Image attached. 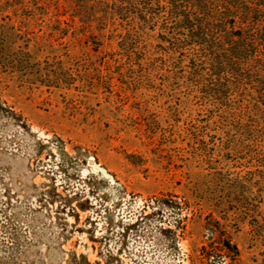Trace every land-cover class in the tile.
I'll use <instances>...</instances> for the list:
<instances>
[{"label":"rangeland","instance_id":"374dc122","mask_svg":"<svg viewBox=\"0 0 264 264\" xmlns=\"http://www.w3.org/2000/svg\"><path fill=\"white\" fill-rule=\"evenodd\" d=\"M172 1L0 0V264H264V0Z\"/></svg>","mask_w":264,"mask_h":264},{"label":"trees","instance_id":"16d2710c","mask_svg":"<svg viewBox=\"0 0 264 264\" xmlns=\"http://www.w3.org/2000/svg\"><path fill=\"white\" fill-rule=\"evenodd\" d=\"M172 19L174 23L180 24L187 34H185L188 40L187 51L193 53V55L198 53V48L203 46V40L199 33H195L193 30L201 28L202 24L206 22L210 29H218L219 22L226 23L227 20L232 18H240L242 20H250L251 12H239L236 10L234 12L230 11V14L224 13L217 7L215 0H175L172 1ZM233 6V5H232ZM138 9V8H137ZM234 9H237L235 6ZM178 11V12H177ZM229 12V9L227 10ZM142 13H146L144 8H141ZM260 13H256L259 16ZM211 23H208V22ZM259 23V21H258ZM250 26L246 22L242 23V29H248ZM253 45H256L258 40L253 39ZM264 45V39L262 40ZM194 62L200 61L196 56Z\"/></svg>","mask_w":264,"mask_h":264},{"label":"water","instance_id":"95a60500","mask_svg":"<svg viewBox=\"0 0 264 264\" xmlns=\"http://www.w3.org/2000/svg\"><path fill=\"white\" fill-rule=\"evenodd\" d=\"M89 163H90L91 165H94L98 170H103V168H100L99 165L96 164L94 160H89ZM103 171H104V170H103ZM103 171H101V172H103Z\"/></svg>","mask_w":264,"mask_h":264}]
</instances>
